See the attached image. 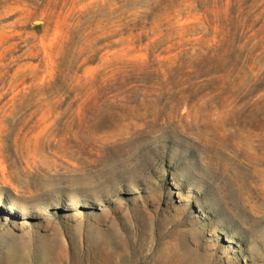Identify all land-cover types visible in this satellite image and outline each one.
<instances>
[{"label":"rangeland","instance_id":"rangeland-1","mask_svg":"<svg viewBox=\"0 0 264 264\" xmlns=\"http://www.w3.org/2000/svg\"><path fill=\"white\" fill-rule=\"evenodd\" d=\"M0 264H264V0H0Z\"/></svg>","mask_w":264,"mask_h":264}]
</instances>
